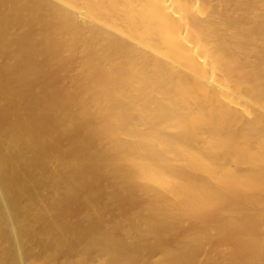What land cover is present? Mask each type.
Instances as JSON below:
<instances>
[{
  "label": "bare ground",
  "instance_id": "bare-ground-1",
  "mask_svg": "<svg viewBox=\"0 0 264 264\" xmlns=\"http://www.w3.org/2000/svg\"><path fill=\"white\" fill-rule=\"evenodd\" d=\"M0 264H264V0H0Z\"/></svg>",
  "mask_w": 264,
  "mask_h": 264
}]
</instances>
